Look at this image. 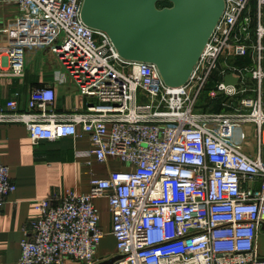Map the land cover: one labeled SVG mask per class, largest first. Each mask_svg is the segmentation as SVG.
Segmentation results:
<instances>
[{
  "label": "built area",
  "instance_id": "built-area-1",
  "mask_svg": "<svg viewBox=\"0 0 264 264\" xmlns=\"http://www.w3.org/2000/svg\"><path fill=\"white\" fill-rule=\"evenodd\" d=\"M251 1L224 0L189 80L172 88L154 64L121 58L105 32L86 26L83 0H0V8H16L12 33L35 39L91 101L62 115L53 109L52 87H33L25 109L18 93L0 106V124H23L33 145L87 136L98 162L125 165L92 177L87 193L38 200L17 264L97 263L106 235L99 198L108 201L109 233L121 256L114 264H264L256 247L264 222V0H256L253 30ZM3 32L0 79L22 78L25 44L4 41ZM250 47L254 69L228 64ZM246 72L256 86L245 83ZM228 74L236 84H224ZM215 100L233 111L203 108ZM15 190L0 159V210Z\"/></svg>",
  "mask_w": 264,
  "mask_h": 264
},
{
  "label": "crops",
  "instance_id": "crops-1",
  "mask_svg": "<svg viewBox=\"0 0 264 264\" xmlns=\"http://www.w3.org/2000/svg\"><path fill=\"white\" fill-rule=\"evenodd\" d=\"M16 8L4 4L0 8V27L3 40L15 39L25 44L26 70L22 78L0 79V106L18 93L20 109L33 87L50 86L55 91L53 109L58 114L84 110L90 104L73 83L67 71L52 55L43 54L35 39L21 37L14 32ZM254 64L251 68H255ZM245 83L256 82L246 77ZM264 87V84H263ZM92 149L87 136L42 141L33 145L26 127L21 123L0 124V159L9 167L16 190L6 198L0 210V264H17L20 243L28 233L27 222L36 216L35 203L44 198L58 199L69 191L87 193L92 177H106L110 171L125 168L121 162L108 159L98 162L89 153ZM101 217V228L106 233L97 249V262L116 255V243L110 235V213L106 198L95 200ZM259 255L264 257V229L259 228L256 239ZM61 264H78L64 259Z\"/></svg>",
  "mask_w": 264,
  "mask_h": 264
},
{
  "label": "water",
  "instance_id": "water-1",
  "mask_svg": "<svg viewBox=\"0 0 264 264\" xmlns=\"http://www.w3.org/2000/svg\"><path fill=\"white\" fill-rule=\"evenodd\" d=\"M164 1L169 5L159 7ZM224 8V0H83L81 19L105 32L121 58L154 64L164 84L176 88L189 80ZM237 81L224 77L225 85Z\"/></svg>",
  "mask_w": 264,
  "mask_h": 264
},
{
  "label": "rangeland",
  "instance_id": "rangeland-1",
  "mask_svg": "<svg viewBox=\"0 0 264 264\" xmlns=\"http://www.w3.org/2000/svg\"><path fill=\"white\" fill-rule=\"evenodd\" d=\"M247 13L253 18V24H252V30L254 29V22H255V17H256V0H252L250 2V6H249V10L247 11ZM252 43L250 42V45ZM249 55H246V56H243V57H237V58H228L227 59V62L228 64H231V65H238L240 67H244V66H248L250 67V70H252V66L254 64H256V58H253L252 56V52L254 53V50L252 49V47H250L249 49ZM249 70V71H250ZM247 73V72H246ZM245 73V74H246ZM250 73L248 72L246 74V77H250ZM248 86H252V83H247ZM213 87V83L208 85L206 90L203 92L201 98H200V101H199V106H204L205 103L208 102V99H210V91ZM211 101V100H209ZM238 102H235L232 103V106H237ZM234 106V107H235ZM205 109L208 110V112H216V111H222V112H231L233 111V109H231L230 107H226V106H221L219 103H218V100H215L213 103H211V106L208 108V107H203Z\"/></svg>",
  "mask_w": 264,
  "mask_h": 264
},
{
  "label": "trees",
  "instance_id": "trees-1",
  "mask_svg": "<svg viewBox=\"0 0 264 264\" xmlns=\"http://www.w3.org/2000/svg\"><path fill=\"white\" fill-rule=\"evenodd\" d=\"M158 5H159V7H164V6H168L169 3L164 1V2H160Z\"/></svg>",
  "mask_w": 264,
  "mask_h": 264
}]
</instances>
